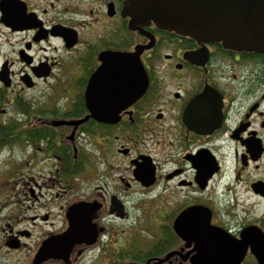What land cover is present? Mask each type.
Listing matches in <instances>:
<instances>
[{"label": "flooded vegetation", "instance_id": "af4514ba", "mask_svg": "<svg viewBox=\"0 0 264 264\" xmlns=\"http://www.w3.org/2000/svg\"><path fill=\"white\" fill-rule=\"evenodd\" d=\"M125 4L0 0V163L14 174L0 196V253L26 264H199V251L224 248L259 264L264 54L152 24L130 30ZM114 53L137 60L109 64L97 86L110 94L93 101L106 109L91 114L85 91ZM129 66L145 74L141 93ZM41 87L50 101L34 94ZM76 206L83 236L68 258L35 262Z\"/></svg>", "mask_w": 264, "mask_h": 264}, {"label": "water", "instance_id": "95a60500", "mask_svg": "<svg viewBox=\"0 0 264 264\" xmlns=\"http://www.w3.org/2000/svg\"><path fill=\"white\" fill-rule=\"evenodd\" d=\"M123 15L129 17L130 30L153 24L160 30L174 32L179 36L221 43L225 49L264 54V0H126ZM148 48L149 46L136 47L134 55ZM106 56L102 67L91 77L85 91L87 107L91 114L101 112V109L104 112L106 109L104 106L94 105L93 101L96 96L105 98L110 94L105 83L102 87L97 86L109 72V64L121 61L131 65L137 60L136 57L115 53ZM129 69L133 71V77L140 79L136 89H139V93L143 92L147 82L142 68L137 71V67L129 66ZM121 85L124 86V82ZM130 87H133V83ZM116 112L117 106L114 105L113 116ZM81 122L72 125L77 127ZM77 211L78 206L68 211V231L43 242L34 257L35 262L50 258H68L71 246L78 243L83 236V232L79 228L78 231L74 224L77 223L74 221ZM84 211L83 207H80V212ZM80 221H83L82 218ZM254 255L259 264H264V253L254 252ZM242 256L243 253L220 248L212 253L207 250L199 251L195 260L199 264H239Z\"/></svg>", "mask_w": 264, "mask_h": 264}, {"label": "rangeland", "instance_id": "374dc122", "mask_svg": "<svg viewBox=\"0 0 264 264\" xmlns=\"http://www.w3.org/2000/svg\"><path fill=\"white\" fill-rule=\"evenodd\" d=\"M41 89H42V87L39 88L34 94L43 96L42 97L43 101H50V98L46 97L44 95L45 93L41 94L42 93ZM5 158H6L5 156H1L2 163H0V196H1V203L8 201V200L5 199V196L9 192H13V189L10 190V183L7 185V188H6V186H4V183L9 182L10 178L12 177V175L14 176V174L11 173V171H9L8 168L3 163ZM26 216H27V214H25L24 217H26ZM3 223H4V217H0V224L3 225ZM28 226L29 225H27L26 223H23V224L19 225L18 227L22 228V229L24 227L26 229H29ZM0 234H1V237H2L4 233L1 232ZM26 262H27L26 255H23V256L16 255V256H14L13 254L9 253L8 251H6L4 249L0 253V264H26Z\"/></svg>", "mask_w": 264, "mask_h": 264}]
</instances>
